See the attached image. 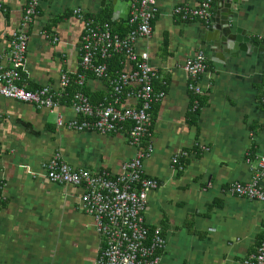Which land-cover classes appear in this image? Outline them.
I'll return each instance as SVG.
<instances>
[{
  "label": "crops",
  "instance_id": "crops-1",
  "mask_svg": "<svg viewBox=\"0 0 264 264\" xmlns=\"http://www.w3.org/2000/svg\"><path fill=\"white\" fill-rule=\"evenodd\" d=\"M0 1L5 7L0 8L1 69L8 65L10 35L20 26L29 0ZM117 1L42 0L28 28L22 73L28 89H58L64 73L80 74L84 22L74 10L108 22L118 36L127 35L129 1ZM200 1L157 0L152 36L136 44L158 73L155 91L166 93L152 110L153 153L143 170L159 187L148 193L144 218L165 239L161 264H242L264 238V202L231 195L228 187L250 182L264 157V47L236 58L219 54L212 61L201 41L206 23L183 22L172 12L178 5L197 7ZM235 10L247 36L263 44L264 0H244ZM199 51L208 68L199 79V110L193 112L195 96L183 66ZM116 59L121 62L110 65L117 71L110 77L131 70L123 58ZM83 91L93 104L112 93L108 80L92 75ZM70 98L63 97L53 112L0 98V264H95L101 238L81 209L83 188L52 183L43 165L58 152L75 169L116 176L136 150L125 131L100 134L57 127V114L64 120L77 117ZM121 102L123 107L138 105L127 96ZM180 151H193L183 173L172 166Z\"/></svg>",
  "mask_w": 264,
  "mask_h": 264
},
{
  "label": "built area",
  "instance_id": "built-area-1",
  "mask_svg": "<svg viewBox=\"0 0 264 264\" xmlns=\"http://www.w3.org/2000/svg\"><path fill=\"white\" fill-rule=\"evenodd\" d=\"M41 1H28L20 26L10 35L11 49L6 55L8 65L0 69V98L31 103L37 108L53 112L67 95L68 88L76 83L80 89L70 98V106L77 117L64 120L61 114H57V127L100 134L126 132L130 145L136 151L120 174L111 176L106 171L75 169L57 152L43 165L45 176L55 184L83 188L81 209L92 217L95 230L101 238L100 253L95 264H161L160 254L165 239L160 228H153L151 232L144 218L148 193L159 186L156 180L144 175L143 162L153 153L151 112L154 105L163 102L166 93L155 91L154 81L158 73L150 66L148 54L136 50L138 40L152 36V23L159 11L157 0H128L131 30L124 38L114 34L108 22L85 16L81 9L74 10V16L84 22L80 74L73 78L64 73L58 89L45 86L30 91L22 73L27 59L28 28L38 14ZM212 4L213 0H201L194 8L178 5L172 10L173 16L183 22L207 23L212 16ZM0 8L5 10L2 1ZM114 57L123 58L131 65V70L110 77L108 63ZM207 68L203 51L197 52L183 66L189 80V90L195 96L193 112L199 110L197 97L203 94L199 79ZM88 75L110 82L112 93L107 100L93 104L83 92ZM123 96L135 99L138 105L123 107ZM1 120L0 114V123ZM190 158L191 153L180 151L173 157L172 166L178 172H183L185 168L182 161ZM263 181L264 157L258 160V168L250 182H234L229 185L228 192L240 198L264 202ZM242 264H264V238L257 252Z\"/></svg>",
  "mask_w": 264,
  "mask_h": 264
},
{
  "label": "water",
  "instance_id": "water-1",
  "mask_svg": "<svg viewBox=\"0 0 264 264\" xmlns=\"http://www.w3.org/2000/svg\"><path fill=\"white\" fill-rule=\"evenodd\" d=\"M109 1L113 4L118 3L117 0ZM213 2L216 12L202 29L201 39L210 53L211 60L214 61L219 54L236 58L240 53L261 52L264 43L260 44L247 36L246 29L239 24V13L235 10V5L244 4V0H213Z\"/></svg>",
  "mask_w": 264,
  "mask_h": 264
},
{
  "label": "trees",
  "instance_id": "trees-1",
  "mask_svg": "<svg viewBox=\"0 0 264 264\" xmlns=\"http://www.w3.org/2000/svg\"><path fill=\"white\" fill-rule=\"evenodd\" d=\"M37 16V15H36ZM121 37H126V35H121ZM120 62L121 61H117V59H116V57H114V58H112L111 60H110V62L108 63V73H109V75L111 74V75H113V74H115V72H117V71H113L112 70V68L110 67V65H112L113 63L114 64H116V65H118V64H120ZM118 68H120L121 69V66L120 67H118ZM118 68H117V70H118ZM74 85V87H72V88H74L73 90L71 89V87L70 88H68V90H67V95H65V96H68V97H71L72 98V96H73V94L77 91V90H79L80 88H79V86H77L76 85V83H74L73 84ZM70 89V90H69ZM82 90H83V88H82ZM30 91H32V90H30ZM34 91V90H33ZM84 92V91H83ZM64 96V97H65ZM155 106V105H154ZM154 108V107H153ZM152 113V112H151ZM196 115V114H195ZM152 117H153V115H152ZM128 126H129V124L128 125H126L125 127L126 128H128ZM118 132H120V131H118ZM116 133V132H115ZM149 140V139H148ZM189 153H193V151H188ZM182 163H184L183 165H184V168H186V166H187V163H188V160H184V161H182ZM180 173H183V172H180ZM151 179V178H150ZM0 185H1V183H0ZM0 192H1V186H0ZM0 196H1V194H0ZM4 201L2 200V199H0V206L1 205H3L4 203H3ZM85 213V212H84ZM86 214V213H85ZM88 215V214H87ZM89 216V215H88ZM91 217V216H90ZM92 218V217H91ZM151 230V232H152V229H150ZM99 253H100V248H99V250H98V254H97V257H98V255H99ZM97 259V258H96ZM95 262H96V260H95Z\"/></svg>",
  "mask_w": 264,
  "mask_h": 264
}]
</instances>
